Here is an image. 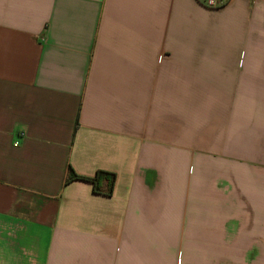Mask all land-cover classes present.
Listing matches in <instances>:
<instances>
[{
	"label": "crops",
	"instance_id": "1",
	"mask_svg": "<svg viewBox=\"0 0 264 264\" xmlns=\"http://www.w3.org/2000/svg\"><path fill=\"white\" fill-rule=\"evenodd\" d=\"M204 1L0 0V264H264V0Z\"/></svg>",
	"mask_w": 264,
	"mask_h": 264
},
{
	"label": "trees",
	"instance_id": "2",
	"mask_svg": "<svg viewBox=\"0 0 264 264\" xmlns=\"http://www.w3.org/2000/svg\"><path fill=\"white\" fill-rule=\"evenodd\" d=\"M225 3V0H222ZM116 176L113 173L98 171L93 177H84L77 175L71 168H69L65 184L72 181H83L92 185L94 194L110 197L113 194L114 183Z\"/></svg>",
	"mask_w": 264,
	"mask_h": 264
},
{
	"label": "built area",
	"instance_id": "3",
	"mask_svg": "<svg viewBox=\"0 0 264 264\" xmlns=\"http://www.w3.org/2000/svg\"><path fill=\"white\" fill-rule=\"evenodd\" d=\"M223 5L222 0H206L204 6L209 9H218Z\"/></svg>",
	"mask_w": 264,
	"mask_h": 264
},
{
	"label": "rangeland",
	"instance_id": "4",
	"mask_svg": "<svg viewBox=\"0 0 264 264\" xmlns=\"http://www.w3.org/2000/svg\"><path fill=\"white\" fill-rule=\"evenodd\" d=\"M205 1H206V0H205ZM205 1H204V2H205ZM225 1H226V0H225ZM204 2H203V3H204ZM223 5H224V2H223ZM221 7H222V6H221Z\"/></svg>",
	"mask_w": 264,
	"mask_h": 264
}]
</instances>
